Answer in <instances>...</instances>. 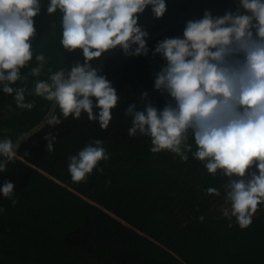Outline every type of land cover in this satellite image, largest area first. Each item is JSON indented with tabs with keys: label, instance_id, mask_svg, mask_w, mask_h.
<instances>
[{
	"label": "trees",
	"instance_id": "obj_1",
	"mask_svg": "<svg viewBox=\"0 0 264 264\" xmlns=\"http://www.w3.org/2000/svg\"><path fill=\"white\" fill-rule=\"evenodd\" d=\"M48 3L41 0L33 18L29 65L35 67L41 53L47 62L40 77L31 76L30 67L21 69L27 77L26 102L34 101V107L18 108L0 84V140L8 137L19 145L15 161L0 172V185L14 182L17 201L13 206L0 194V264H264V205L241 229L235 218L229 221L222 214L225 195L206 191L224 189L226 176L219 170L216 176L208 173L191 153L187 161L168 150L153 153L150 139L128 136L132 118L125 115L133 103L142 110L145 91L158 109L171 99L154 89L155 73L167 61L153 52L165 38H183L186 23H179L180 17L190 11L204 15L205 10L222 17L237 11L238 0H165L160 18L146 6L138 24L148 29V54L126 56L117 47L90 62L102 64L99 74L120 97L107 130L86 113L79 120L61 117L59 125L49 126L50 116L60 115L58 106L31 95L35 81L46 80L49 69H68L84 60L81 49H63L62 14H48ZM47 133L56 136L51 152ZM95 139L104 141L110 158L98 164L102 173L94 169L86 181L74 183L68 157ZM188 142L195 151L191 136Z\"/></svg>",
	"mask_w": 264,
	"mask_h": 264
},
{
	"label": "clouds",
	"instance_id": "obj_2",
	"mask_svg": "<svg viewBox=\"0 0 264 264\" xmlns=\"http://www.w3.org/2000/svg\"><path fill=\"white\" fill-rule=\"evenodd\" d=\"M149 5L156 18L166 11L165 0H49L47 13L62 14L63 49H81L84 58L68 69H49L46 80L35 81L31 95L59 108L60 115H51L49 126L59 125L61 117L79 120L86 113L90 122L108 129L120 97L90 62L117 47L126 56H146L149 33L138 24V14ZM40 10L41 0H0V84L20 109L35 105L26 102L27 77L21 69L33 60V18ZM155 54L167 63L155 73L154 89L171 99L158 109L147 91L141 93L142 110L137 103L125 109L132 118L128 136L150 138L153 153L168 150L183 161L191 153L213 176L219 170L228 178L224 188L230 205L222 214L229 221L235 218L241 229L248 228L258 206L264 205V0H238L237 11L222 17L205 10L202 18L186 22L183 38L159 41ZM35 61L30 74L40 77L46 57L41 53ZM18 80L25 86H9ZM44 140L47 150L53 151L56 136L47 133ZM103 143L95 139L68 157L74 183L86 181L94 169L103 172L98 164L110 158ZM18 148L11 138L0 140V172L15 161ZM14 189L10 180L0 185V194L13 206L17 203ZM206 191L220 195L214 187Z\"/></svg>",
	"mask_w": 264,
	"mask_h": 264
},
{
	"label": "rangeland",
	"instance_id": "obj_3",
	"mask_svg": "<svg viewBox=\"0 0 264 264\" xmlns=\"http://www.w3.org/2000/svg\"><path fill=\"white\" fill-rule=\"evenodd\" d=\"M202 17H203V14H201V13H195V12L190 11V12H188V13H186V14H184V15H182V16L180 17V19H179V23H186L188 20L200 19V18H202ZM141 27H142L144 30H146V31L148 32V29H147L144 25H142ZM92 67L98 69V72H99V73H100L101 70H102V64L93 65ZM133 138H138V139H150V138H148V137H146V136H140V135H137L136 137H133ZM219 192H220V194H221L222 196L225 195V188L219 190ZM224 205L227 206V207L230 206V205L226 202V197H225ZM260 206H261V205H260ZM258 207H259V206H258Z\"/></svg>",
	"mask_w": 264,
	"mask_h": 264
}]
</instances>
